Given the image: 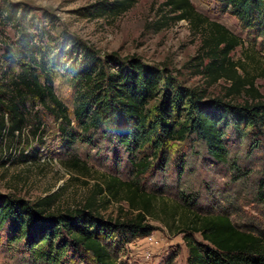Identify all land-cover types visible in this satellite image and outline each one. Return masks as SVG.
Wrapping results in <instances>:
<instances>
[{
  "label": "trees",
  "instance_id": "obj_1",
  "mask_svg": "<svg viewBox=\"0 0 264 264\" xmlns=\"http://www.w3.org/2000/svg\"><path fill=\"white\" fill-rule=\"evenodd\" d=\"M137 1L101 0L89 11L94 16H118ZM216 2L219 11L234 15L243 29L264 42V0ZM163 5L169 15L160 14L153 28L158 31L169 21L185 19L201 32L198 54L189 62L197 61L201 68L196 72L203 73L209 85L220 78L229 81L224 95L209 98L205 89L177 85L166 68L139 57L122 59L115 52L98 55L68 33L50 32L48 21L9 7L3 18L16 26L17 38L4 44L0 53V138L22 132L32 119L35 100L44 106L51 103L57 118L71 121L54 89V77L62 73L75 88V123L84 132L103 129L102 136L131 156L137 176L151 167L149 155L157 161V168L164 169L171 160L166 145L172 141L198 140L214 161L232 168L235 162L230 161L228 150L232 138L249 140L251 151L260 148L264 103L254 86L256 77L239 73L238 63L230 56L241 44L240 37L202 15L190 0H165ZM260 75L264 77V72ZM241 94L251 101L232 102ZM178 163L182 170L184 160L179 158ZM95 185L90 200L62 211L53 208L54 194L32 203L0 194V230L7 232L10 245L24 249L32 264H126L121 259L126 245L154 229L146 217L154 209L155 195L139 181L115 176ZM257 192L264 201V178ZM103 193L127 202L125 216H100L93 196ZM185 213L181 231L186 264H264V229H242L225 212ZM177 253L172 251L160 264H175Z\"/></svg>",
  "mask_w": 264,
  "mask_h": 264
},
{
  "label": "rangeland",
  "instance_id": "obj_2",
  "mask_svg": "<svg viewBox=\"0 0 264 264\" xmlns=\"http://www.w3.org/2000/svg\"><path fill=\"white\" fill-rule=\"evenodd\" d=\"M99 1L0 0V53L4 44H12L17 38L16 26L3 16L9 7L18 8V13L24 11L28 16L48 21L50 32L68 33L97 50L98 55L115 52L122 59L139 57L143 62L166 68L177 85L205 89L209 98L225 94L229 81L220 78L209 85V79L196 72L201 68L197 61L189 62L198 54L201 32L185 19L169 21L158 31L153 28L152 22L160 14L169 15L163 5L165 0H138L118 16L91 15V5ZM190 2L209 20L223 24L240 37L242 42L231 51V59L238 63L243 76L256 77L254 86L264 103V77L260 75L264 72L262 39L253 38L234 15L219 11L216 0ZM54 89L71 121L57 118L51 103L44 106L33 101L32 119L22 132L0 138V194L29 203L54 194L53 208L62 211L79 208L90 200L95 184L108 176L139 181L155 195L154 209L146 217L154 229L126 245L121 255L126 264H160L175 250V264H186L187 249L181 230L185 212L191 210L225 212L242 229H264V201L257 192L258 182L264 178V141L260 148L253 147L251 151L249 140L232 138L228 150L230 161L235 162L233 168L214 161L198 140L172 141L166 145L171 157L169 164L159 169L149 155L151 167L137 176L131 156L102 136L103 129L84 132L75 123V88L62 73L54 77ZM245 100L251 101L243 94L232 98V102L239 104ZM179 158L184 160L182 170L178 167ZM120 195L123 197L122 192ZM93 197L95 209L103 218L122 217L128 212V204L122 199L108 197L106 193ZM170 223L173 225L169 228ZM194 237L201 240L199 233ZM0 264H32L20 245H10L4 230H0Z\"/></svg>",
  "mask_w": 264,
  "mask_h": 264
}]
</instances>
